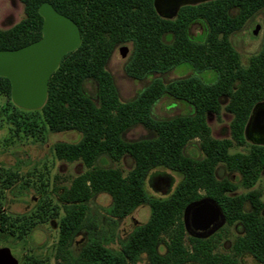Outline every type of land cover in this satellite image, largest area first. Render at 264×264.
Masks as SVG:
<instances>
[{
    "label": "trees",
    "instance_id": "16d2710c",
    "mask_svg": "<svg viewBox=\"0 0 264 264\" xmlns=\"http://www.w3.org/2000/svg\"><path fill=\"white\" fill-rule=\"evenodd\" d=\"M18 1L25 18L0 31V52L19 50L41 39L39 9L43 5L72 20L80 34L78 47L65 54L50 75L45 102L38 110L47 132L73 131L80 136L74 143H55L56 159L79 161L85 167L58 196L63 217L54 257L62 264H240L238 258L248 254L264 264V201L252 189L264 168V146L250 145L245 154L229 153L233 143L238 147L246 144L244 125L253 105L264 100V43L242 65L229 36L264 9V0H213L184 6L172 20L157 15L153 0ZM193 21L206 25L200 41L186 34ZM126 41L134 43L133 56L125 66L132 79L164 74L183 65L193 76L166 84L154 79L132 100L121 102L105 66L113 47ZM207 71L215 74L211 83L197 76ZM86 81L96 86L95 101L83 91ZM0 94L11 100L10 82L1 76ZM163 97L190 106L191 112L154 118L152 109ZM221 98L227 99L223 110L232 115L230 140L212 138L206 123L208 114L219 117ZM11 106V113L7 108L3 112L16 125L19 113ZM135 125L143 126L153 137L124 140V133ZM193 140L199 142L201 159L183 152ZM124 157L133 162L126 176L117 168L97 164L102 159L118 163ZM217 164L237 171L240 186L247 192L231 196L238 187L215 178ZM156 169L180 177L166 197H153L146 191V179ZM99 193L110 196L106 214L114 223L139 206L149 208L148 220L132 230L119 250L108 247L114 238H107L89 219L88 202ZM203 197L221 207L228 225L239 222L242 226V236L233 240L227 253L216 252V235L205 240L188 238L190 248L184 246L183 210ZM246 205L247 211L243 209ZM3 228L0 219V230ZM81 231L86 242L73 255L70 246ZM162 242L166 247L163 255L157 250Z\"/></svg>",
    "mask_w": 264,
    "mask_h": 264
},
{
    "label": "rangeland",
    "instance_id": "374dc122",
    "mask_svg": "<svg viewBox=\"0 0 264 264\" xmlns=\"http://www.w3.org/2000/svg\"><path fill=\"white\" fill-rule=\"evenodd\" d=\"M234 14V11L232 12ZM25 18L23 5L18 0H0V31L11 28ZM257 35L252 38L254 29ZM264 10L251 17L245 25L229 36V40L239 54L242 65L247 64L248 58L256 54L264 41ZM206 32L203 21L192 24L188 35L195 41H200ZM61 40L51 36L37 51L35 56H49L55 48L61 44ZM126 59L113 52L106 64V70L110 73L121 102L132 100L138 92L146 88L154 79H160L163 83H169L178 79L193 76L187 66L171 70L164 74H154L142 80H135L127 76L125 72ZM207 83L215 79L211 71L197 75ZM83 91L93 100H96V86L91 81L83 84ZM224 107L226 99H222ZM11 105L16 107L19 113L17 124L12 123L10 115ZM39 109L26 110L16 105L12 100L0 94V219L3 223V231L0 230V248L10 249L12 255L18 260V264H62L54 257V249L59 236V221L63 217L58 196L63 188L69 187L71 181L85 171L81 162L72 163L59 161L53 152L55 143H74L79 139V134L73 131L51 133L43 127ZM191 112L190 106L175 102L163 97L152 109V116L156 119H169L178 115H186ZM231 115L221 110L219 118L212 114L206 116V123L214 139L229 138V123ZM24 121V122H23ZM26 122L30 123V126ZM34 125H36L34 127ZM153 137V133L141 125L129 128L123 135L126 141H136ZM243 148L233 147L230 153L245 152ZM184 154L189 157L201 159L199 142L193 140L184 148ZM102 167L119 169L123 176L132 169L133 162L129 157L122 158L118 163L102 159L97 163ZM169 175L173 179L172 189L180 181V177L169 170L156 169L149 173L145 188L153 197L158 195L149 184L152 174ZM218 179L226 178L238 186L235 194L245 193L246 190L239 186L240 177L235 172H228L223 165H218L215 170ZM264 200V170L253 187ZM111 204V198L106 193L96 194L88 202L89 219L94 221L98 230L107 238H114L108 247L119 250L120 244L128 237L134 228L145 223L150 215L148 206L142 205L132 211L127 217L116 223L106 214ZM241 232L240 227L227 228V239L220 243L217 251L225 253L229 250L234 237ZM86 234L81 231L71 243L70 251L77 255L86 242ZM187 245V239L184 238ZM158 253H166L164 242L159 244ZM144 260V257H142ZM241 264H255L249 256H243Z\"/></svg>",
    "mask_w": 264,
    "mask_h": 264
},
{
    "label": "water",
    "instance_id": "95a60500",
    "mask_svg": "<svg viewBox=\"0 0 264 264\" xmlns=\"http://www.w3.org/2000/svg\"><path fill=\"white\" fill-rule=\"evenodd\" d=\"M213 0H153V8L163 19H172L179 9ZM39 13L45 19L42 38L24 48L15 51L0 52V76L9 80L12 101L27 110L40 109L46 99L47 81L56 70L62 57L78 44L76 27L48 5H43ZM257 30L253 31L256 35ZM51 36L62 42L47 57L35 56L37 51ZM125 56V50H120ZM258 111V112H257ZM264 108L256 105L250 115L247 129L253 119L259 121ZM149 184L158 195L170 193L173 179L169 175L152 174ZM224 223L219 206L210 198L204 197L189 203L183 211L184 228L195 238H207ZM0 264H18L10 249L0 248Z\"/></svg>",
    "mask_w": 264,
    "mask_h": 264
},
{
    "label": "flooded vegetation",
    "instance_id": "af4514ba",
    "mask_svg": "<svg viewBox=\"0 0 264 264\" xmlns=\"http://www.w3.org/2000/svg\"><path fill=\"white\" fill-rule=\"evenodd\" d=\"M42 7V6H41ZM40 10V9H39ZM264 10V9H263ZM263 10H261V11H263ZM258 13V12H257ZM40 14V13H39ZM42 17V34H43V25H44V22H45V19L43 18V16H41ZM253 17V16H252ZM66 18V17H65ZM175 18V17H174ZM174 18H172V19H174ZM68 19V18H67ZM172 19H165V20H172ZM75 27H76V29H77V32H78V44L76 45V47L73 49V50H75L77 47H78V45H79V42H80V34H79V31H78V28H77V26L75 25V23L72 21V20H70V19H68ZM195 22H197V21H193V22H191L188 26H187V28H186V34H187V36L189 37V35H188V30H189V28H190V26L192 25V24H194ZM245 25V24H244ZM254 30H258L257 28L256 29H254ZM253 30V31H254ZM253 31H252V34H251V36H252V38H255L256 37V35H257V33H256V35H253ZM264 31V30H263ZM41 34V35H42ZM264 36V35H263ZM41 38H42V36H41ZM190 38V37H189ZM191 40H194L193 38H190ZM195 41V40H194ZM263 43H264V41H263ZM263 43H262V45H263ZM233 46V45H232ZM262 47V46H261ZM121 49H124L125 50V56L124 57H121L122 59H126V65H127V63L130 61V59L132 58V56H133V53H134V43L133 42H131V41H126V42H122V43H119V44H116L114 47H113V49H112V52H111V54H110V56H109V58H108V60L110 59V57H111V55L113 54V52L115 51V50H117V52H118V55H120L121 53H120V50ZM235 49V48H234ZM261 49V48H260ZM72 50V51H73ZM71 52V51H70ZM237 52V51H236ZM69 53V52H68ZM108 60H107V62H108ZM107 62H106V64H107ZM125 65V66H126ZM105 69H106V66H105ZM110 74V73H109ZM145 79V78H144ZM113 80V79H112ZM114 83V82H113ZM115 86V85H114ZM116 88V87H115ZM117 91V90H116ZM10 98H11V96H10ZM222 99H226V98H221L220 99V101L222 100ZM12 100V99H11ZM226 101H227V99H226ZM227 103V102H226ZM220 104H221V102H220ZM256 105H258L259 106V108H261V106L264 108V100H262V101H259V102H257L255 105H253V107H252V109H251V111H250V113H249V116H248V118H247V121H246V123H245V125H244V128H243V138H244V141H245V145L244 146H242V147H238V146H236L235 145V143H233V146L231 147V148H233V147H237V148H243V149H245L246 151L245 152H234V153H242V154H245V153H247L248 152V149H249V146L250 145H253V146H264V115H260V118H259V121L258 120H256V119H253L252 121H251V123H250V125H249V127H248V129H247V125H248V123H249V118H250V115H251V112H252V110H253V108L256 106ZM222 107V106H221ZM22 108V107H21ZM24 109V108H23ZM27 110V109H26ZM221 110H223V107L221 108ZM224 111V110H223ZM225 112V111H224ZM258 112V111H257ZM221 113V112H220ZM227 114H229V113H227ZM213 115V114H212ZM229 115H231V114H229ZM215 116V115H214ZM220 116V115H219ZM231 117H232V115H231ZM217 118H219V117H217ZM231 121H232V118H231ZM231 121H230V123H231ZM230 123H229V138H226V139H231V135H230ZM216 140H224V139H216ZM230 148V149H231ZM230 149H229V153H230ZM234 153H230V154H234ZM218 165H223V164H217V166ZM216 166V167H217ZM224 166V165H223ZM216 167H215V170H216ZM224 168H225V166H224ZM215 170H214V176H215V178L217 179V180H226L227 182H229V183H231V184H234L231 180H228V179H226V178H223V179H218L217 177H216V174H215ZM225 170L226 171H228L226 168H225ZM263 170H264V168H263ZM262 170V171H263ZM261 171V172H262ZM228 172H235V173H237L238 175H239V177H240V182H241V176H240V174L237 172V171H228ZM261 172H260V174H261ZM260 174H259V176H260ZM259 179V178H258ZM256 184V183H255ZM234 185H236V184H234ZM237 186V185H236ZM239 186H240V183H239ZM238 187V186H237ZM241 187V186H240ZM175 188V187H174ZM173 188V189H174ZM242 188V187H241ZM173 189H172V191H173ZM238 189V188H237ZM253 189V188H252ZM245 190V189H244ZM254 190V189H253ZM172 191H170V193L172 192ZM237 191V190H236ZM235 191V192H236ZM235 192L234 193H232V194H230L231 196H233V195H240V194H235ZM246 192H247V190H246ZM170 193H168L166 196H168ZM242 194H244V193H242ZM166 196H164V197H166ZM160 198H162V197H160ZM204 198V197H203ZM260 199H261V195H260ZM214 201V200H213ZM262 201H264V200H262ZM215 202V201H214ZM216 203V202H215ZM217 204V203H216ZM220 209H221V207H219ZM185 209V208H184ZM243 209L245 210V211H247L248 209H249V207L246 205L245 207H243ZM184 211V210H183ZM221 212H222V214H223V216H224V223H223V225L219 228V229H217L213 234H211L210 236H208L207 238H203V239H200V238H195V237H193V236H191L189 233H187V231L185 230V228H184V224H183V228H184V238H186L187 239V245H185L184 244V246L186 247V248H190V244H189V241H188V238H194V239H200V240H205V239H208V238H210V237H212V236H218L217 238L219 239V241H218V245H217V248H218V246L220 245V243L221 242H223L225 239H227V228L228 227H232V226H238V227H240V230H241V232H240V234L239 235H237L236 237H234V239L235 238H237V237H239V236H242V234H243V229H242V226H241V224L239 223V222H234V223H232V224H230V225H228L227 224V221H226V217H225V214H224V212H223V210L221 209ZM182 223H183V213H182ZM184 238H183V243H184ZM233 239V240H234ZM233 240H232V242H233ZM232 242H231V244H232ZM230 247H231V245H230ZM217 248H216V252H218L217 251ZM230 249V248H229ZM157 250H158V247H157ZM229 251V250H228ZM227 251V252H228ZM227 252H225V253H227ZM220 253V252H219ZM243 256H249V257H251L250 255H248V254H245V255H243ZM243 256H241V257H239L238 258V261L243 257ZM254 261H255V264H263V263H260V262H257L253 257H251ZM239 263H240V261H239ZM241 264V263H240Z\"/></svg>",
    "mask_w": 264,
    "mask_h": 264
}]
</instances>
